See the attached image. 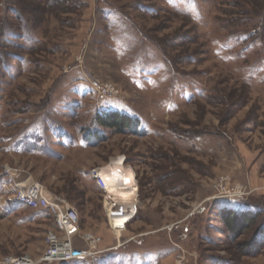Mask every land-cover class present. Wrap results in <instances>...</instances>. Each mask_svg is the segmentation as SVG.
<instances>
[{
  "label": "rangeland",
  "instance_id": "rangeland-1",
  "mask_svg": "<svg viewBox=\"0 0 264 264\" xmlns=\"http://www.w3.org/2000/svg\"><path fill=\"white\" fill-rule=\"evenodd\" d=\"M112 111L139 124L96 121ZM116 159L137 186L118 235L90 177ZM12 179L76 208L75 247L101 238L93 259L39 264H264L263 241L238 245L264 230V0H0V199ZM226 205L257 213L237 238ZM19 208L0 264L48 248L53 217Z\"/></svg>",
  "mask_w": 264,
  "mask_h": 264
},
{
  "label": "built area",
  "instance_id": "built-area-1",
  "mask_svg": "<svg viewBox=\"0 0 264 264\" xmlns=\"http://www.w3.org/2000/svg\"><path fill=\"white\" fill-rule=\"evenodd\" d=\"M109 88V85L102 86L98 89V91L102 95L113 97L112 95L114 92L110 90L111 88ZM106 166L91 169L90 177L95 182L98 189L107 196L108 200H110V193H108L109 188L102 172V169ZM13 171V168L5 166L2 174L4 176L9 175L10 177V175L13 176ZM242 196L243 195L233 193L220 194L218 199L233 200L240 199ZM0 200H4L3 202L0 201V204L4 203V205H6L8 202H15L17 204H22L33 211L48 212L53 217L54 224V228L49 229L47 232L46 239L48 248L44 252L41 262L35 261L32 258L6 256L2 260L1 264L70 262L80 259H93L103 253V251L99 250L97 246L101 241V238L92 233L84 234L83 236V239L90 243L88 248L83 249L74 246L73 237L78 234L80 230V218L78 211L65 198L56 195H49L46 188L40 182L16 181L14 179L5 182L3 185V194ZM111 205L113 206V204ZM135 207H133L130 215H128L126 219L128 223L136 218L137 210L134 209ZM114 209L115 207L111 208L109 217L111 219L112 230L118 235L125 229L128 223H115L116 225H114L113 220H115V218H112L111 216V212Z\"/></svg>",
  "mask_w": 264,
  "mask_h": 264
},
{
  "label": "trees",
  "instance_id": "trees-1",
  "mask_svg": "<svg viewBox=\"0 0 264 264\" xmlns=\"http://www.w3.org/2000/svg\"><path fill=\"white\" fill-rule=\"evenodd\" d=\"M96 121L106 128H112L119 132H124L127 129H134L139 124L138 119H134L130 116L121 114L116 111L108 112L105 114H99L96 116ZM254 210H237L233 207H224L222 210V221L227 229L232 233L233 237L237 238L241 236L246 230H248L257 213ZM264 230H261L257 239L252 242H243L238 244L243 248L245 253H254L260 245L264 242ZM262 235V236H261ZM262 238L260 240L259 238ZM260 240V241H259Z\"/></svg>",
  "mask_w": 264,
  "mask_h": 264
},
{
  "label": "bare ground",
  "instance_id": "bare-ground-1",
  "mask_svg": "<svg viewBox=\"0 0 264 264\" xmlns=\"http://www.w3.org/2000/svg\"><path fill=\"white\" fill-rule=\"evenodd\" d=\"M105 171L112 173L113 176H104L108 185V193H110V203H115L116 207L111 212L112 218H115V223L124 224L128 215L133 209L134 201L137 192V186L132 179V174L129 169H126L120 159L113 160ZM103 172V169H102ZM104 175V174H103ZM114 196V197H113ZM112 197L114 198L112 201ZM118 215V216H116ZM116 216V217H113Z\"/></svg>",
  "mask_w": 264,
  "mask_h": 264
},
{
  "label": "crops",
  "instance_id": "crops-1",
  "mask_svg": "<svg viewBox=\"0 0 264 264\" xmlns=\"http://www.w3.org/2000/svg\"><path fill=\"white\" fill-rule=\"evenodd\" d=\"M105 168H103L104 176H113L112 173L105 171ZM3 205H4V203L0 204V221H5V220L11 219V218H16V219L20 220L22 223H25L24 216H22L23 215L22 211H24L26 209L19 208L20 204H17L15 202H8L6 205H4V206ZM226 207H229V206L226 205ZM28 210H30V209H28ZM37 212H40V211H37ZM172 253H173V251L168 252L165 255V257L168 255H171ZM160 263H162V261Z\"/></svg>",
  "mask_w": 264,
  "mask_h": 264
}]
</instances>
